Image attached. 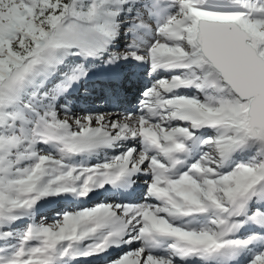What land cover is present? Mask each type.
Segmentation results:
<instances>
[{"label": "snow or ice", "instance_id": "snow-or-ice-1", "mask_svg": "<svg viewBox=\"0 0 264 264\" xmlns=\"http://www.w3.org/2000/svg\"><path fill=\"white\" fill-rule=\"evenodd\" d=\"M0 264H264V0H0Z\"/></svg>", "mask_w": 264, "mask_h": 264}, {"label": "rangeland", "instance_id": "rangeland-1", "mask_svg": "<svg viewBox=\"0 0 264 264\" xmlns=\"http://www.w3.org/2000/svg\"><path fill=\"white\" fill-rule=\"evenodd\" d=\"M133 91H134V89H133ZM128 98L130 100V99H132V96H129ZM81 107H83V105ZM49 219H51V216H49Z\"/></svg>", "mask_w": 264, "mask_h": 264}, {"label": "bare ground", "instance_id": "bare-ground-1", "mask_svg": "<svg viewBox=\"0 0 264 264\" xmlns=\"http://www.w3.org/2000/svg\"><path fill=\"white\" fill-rule=\"evenodd\" d=\"M129 96H132L131 92H130ZM129 96H128V97H129ZM128 99H129V98H128ZM130 100H131V99H130ZM81 106H82V105H81Z\"/></svg>", "mask_w": 264, "mask_h": 264}]
</instances>
